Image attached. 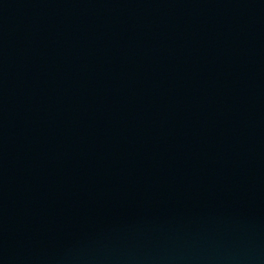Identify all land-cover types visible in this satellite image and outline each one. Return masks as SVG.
<instances>
[{"label": "water", "instance_id": "obj_1", "mask_svg": "<svg viewBox=\"0 0 264 264\" xmlns=\"http://www.w3.org/2000/svg\"><path fill=\"white\" fill-rule=\"evenodd\" d=\"M0 264H264V0H0Z\"/></svg>", "mask_w": 264, "mask_h": 264}]
</instances>
